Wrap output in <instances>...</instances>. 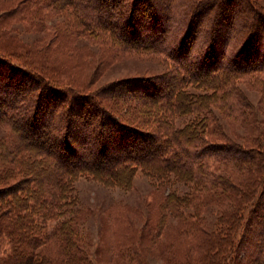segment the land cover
<instances>
[{
	"label": "trees",
	"instance_id": "1",
	"mask_svg": "<svg viewBox=\"0 0 264 264\" xmlns=\"http://www.w3.org/2000/svg\"><path fill=\"white\" fill-rule=\"evenodd\" d=\"M58 1L63 6L57 9L69 10L81 28L70 38L106 42L110 52L120 47L158 55L173 79L160 84L161 78L139 77L90 91L53 81L0 48V124L10 131L0 139V264H94L72 184L89 177L130 187L138 169L152 180L172 174L191 189L184 196L162 194L156 222L136 239L127 238L125 226L113 230V239H102L105 264H147L150 251L162 264H264V151L255 138L264 131L235 85L248 78L264 92V43L257 40L264 34V11L257 0ZM236 5L244 9L235 39L242 44L231 47L230 68L210 71L219 68ZM193 43L201 45L200 53ZM27 89L38 97L25 95ZM117 90L135 95L137 103L195 117L181 129L156 119L153 131H144L114 105L124 98L105 96ZM210 107L241 123L248 145L207 143ZM206 205L219 206L221 225L204 224Z\"/></svg>",
	"mask_w": 264,
	"mask_h": 264
},
{
	"label": "rangeland",
	"instance_id": "2",
	"mask_svg": "<svg viewBox=\"0 0 264 264\" xmlns=\"http://www.w3.org/2000/svg\"><path fill=\"white\" fill-rule=\"evenodd\" d=\"M55 1L0 0V48H3L13 59L26 60L35 69L47 73L48 78L50 77L53 81L90 91H96L103 87L108 88L109 84L139 77L154 80L161 78L160 84L164 78L171 82L170 79L173 77L169 75L170 68L158 55L130 52L120 47H111L113 52H110L107 50L110 48L104 46L108 45L106 42L103 45L102 42L98 44L81 36L70 38L69 33L78 34L81 32L79 23L72 17L69 10L57 9V7L61 8L63 4L60 6V3H54ZM220 1L222 0H219V3ZM51 3L53 9L49 6ZM257 3L264 11V0H257ZM43 6L49 8L44 9ZM242 6L236 5V8L234 7L232 10L233 14L230 19L232 25L228 28L226 45L223 47V55L218 64L219 68H216L217 66L212 68V66L210 71L218 73L219 70L230 68L229 57L232 53L234 54V52H230V49L233 45L236 47L238 43H235L236 29L243 16ZM66 24H69L71 29L65 28ZM201 26H203V22L197 28V42ZM51 27H53L52 30ZM261 27L262 25L258 28ZM261 36L257 40L259 42L261 39L264 43V34ZM194 45L195 43H193ZM196 46L195 49L200 53L201 45ZM109 52L113 53L112 57L107 55ZM114 53L117 55L114 56ZM249 82L251 81L248 78L237 80L236 89L249 105V113L254 115L257 128L264 131V92L260 91L261 89L257 87L258 84L252 85ZM161 87L163 93L166 94L168 87L165 84ZM188 90L190 92L197 91L194 85L188 86ZM205 92L209 93V90ZM34 94L30 89L25 92V95L33 97L37 95ZM105 96H114L115 99L124 98V102L114 103V105L119 111L126 114L129 122L138 125L144 131H153L157 126L156 119L165 121L175 129H181L195 117L189 113L177 115L172 111L164 110L163 107L156 108L143 97L139 98V101L144 100L149 104L137 103L132 100L133 96L136 97L135 95L127 91L123 92V90L109 91L105 93ZM210 109L212 119L209 118L211 121L208 125L210 134L205 137L207 143L218 145L222 141L227 143L232 139L237 143L248 145L245 141L248 138L247 130L241 123H235L233 120L223 117L216 107H210ZM141 110L145 111L144 116L141 115ZM168 125L165 124L163 127ZM9 135V128L0 124V139L7 140ZM251 138L253 139L254 136ZM255 138L257 145L264 151V135L259 133ZM8 183L13 185L14 181L11 180ZM72 185L74 188L72 194L77 200V207L83 212L84 245L94 264L106 263L105 253H103L105 240L114 238V229L117 230L125 226L127 238L133 236L136 239L142 227L153 226L156 222L157 204L162 194L166 197L167 193L173 191L184 196L191 189V184L187 180H182L172 174L163 176V179L160 180H152L141 169L136 171L130 187L106 186L103 182L89 177H80ZM2 187L5 185H1V189ZM189 210L193 211L192 208ZM219 214V206L206 205L202 208L201 218L206 226L213 228L215 225H221ZM116 219H119V223L115 226ZM166 223L172 224L175 223V220L167 218ZM115 237L118 239L121 234H116ZM102 239H105V243L102 242ZM150 252L151 254H146L147 264H162L156 251Z\"/></svg>",
	"mask_w": 264,
	"mask_h": 264
}]
</instances>
